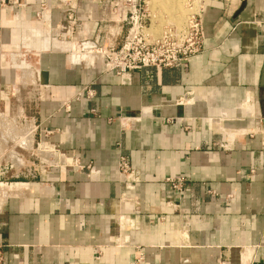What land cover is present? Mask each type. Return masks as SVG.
Returning <instances> with one entry per match:
<instances>
[{
  "label": "crops",
  "instance_id": "0c3cea01",
  "mask_svg": "<svg viewBox=\"0 0 264 264\" xmlns=\"http://www.w3.org/2000/svg\"><path fill=\"white\" fill-rule=\"evenodd\" d=\"M200 1L199 53L120 78L72 56L113 0H74V35L56 0H0V110L18 88L38 142L84 167L1 186L3 264H263L264 0Z\"/></svg>",
  "mask_w": 264,
  "mask_h": 264
},
{
  "label": "built area",
  "instance_id": "2783aa9c",
  "mask_svg": "<svg viewBox=\"0 0 264 264\" xmlns=\"http://www.w3.org/2000/svg\"><path fill=\"white\" fill-rule=\"evenodd\" d=\"M56 2L63 8V20L67 32L69 35H74L78 27L74 0H56ZM148 3V0H113L107 21L110 27L104 33L103 41L100 39L93 41L77 40L72 56L77 59V62L85 65L99 61L102 63L101 67L104 73H114L123 78L133 71L144 68L172 67L200 52L202 44L200 0L198 6L195 5L197 6L196 9L192 7L194 1L187 0L191 12L181 29L167 25L160 36L155 39H151L148 33L151 27V17L147 10ZM46 15L45 5H40L36 13L37 19L44 21ZM121 35H124L123 40L117 46L114 43L117 37ZM82 56L85 57L82 58ZM18 91L19 89L16 87H6L3 90L4 98L6 99L8 95H14ZM29 104L34 105L33 102H29ZM23 118L25 120L27 117L24 116ZM32 128L35 134L37 127L33 119ZM36 146L45 158L38 162V174L48 168H61L63 170H82L84 168L78 164L77 160L69 159L66 155L50 149L42 143L38 142ZM117 172L119 177L124 179L133 174L126 157H120ZM166 182L170 184L173 190H180L183 180L181 178H169L166 179ZM2 249L3 245L0 241V264L4 262Z\"/></svg>",
  "mask_w": 264,
  "mask_h": 264
},
{
  "label": "rangeland",
  "instance_id": "374dc122",
  "mask_svg": "<svg viewBox=\"0 0 264 264\" xmlns=\"http://www.w3.org/2000/svg\"><path fill=\"white\" fill-rule=\"evenodd\" d=\"M194 9L198 6L199 0H193ZM148 13L151 17V27L148 31L150 38L155 39L160 36L164 27L173 26L181 29L191 11L187 0H165L166 3L182 4L181 8L185 13L181 23H174L170 13L161 11L159 5L156 8L150 9L151 0H148ZM197 5V6H195ZM153 17H156V22L153 23ZM171 18V20H170ZM156 26V27H155ZM4 94V93H3ZM4 98V95L2 96ZM6 100L11 101L8 112L0 110V204L4 201L2 187L4 185L16 182H22L26 179H35L39 175L38 162L43 159V154L37 149L36 143L38 140L32 128V109L33 104L21 103L19 101V91L14 95H8ZM23 111V114H22ZM33 113V112H32ZM24 116L27 118L24 120ZM32 136V145L24 149L21 140ZM29 144H30V140ZM20 159L19 162L10 161L9 158ZM7 187V186H6ZM8 189L6 188V192Z\"/></svg>",
  "mask_w": 264,
  "mask_h": 264
},
{
  "label": "bare ground",
  "instance_id": "6f19581e",
  "mask_svg": "<svg viewBox=\"0 0 264 264\" xmlns=\"http://www.w3.org/2000/svg\"><path fill=\"white\" fill-rule=\"evenodd\" d=\"M156 5L160 6L158 8H160L161 11H164L165 13H170L174 23H178V24L181 23V21L184 18L183 16H185L184 12L187 11V10L186 11L182 10V8H181L182 4H177V5L173 4V6H172L171 4L166 3L165 0H151V6H150L151 8L150 9L156 8ZM156 20H157L156 17H153L152 22L155 23ZM170 20H171V18H170ZM84 57L85 56H82V58H84ZM79 58H81V57H79ZM28 140H30V144H29ZM21 142H22V145H23L24 149L31 147V145H32V136L22 139ZM14 158L10 157L9 160L10 161H14V162H19V163L21 162L20 159L13 160Z\"/></svg>",
  "mask_w": 264,
  "mask_h": 264
},
{
  "label": "water",
  "instance_id": "95a60500",
  "mask_svg": "<svg viewBox=\"0 0 264 264\" xmlns=\"http://www.w3.org/2000/svg\"><path fill=\"white\" fill-rule=\"evenodd\" d=\"M243 5H244V3L242 4V7H243ZM242 7H241V8H242ZM262 77H264V68H263V76H262Z\"/></svg>",
  "mask_w": 264,
  "mask_h": 264
}]
</instances>
